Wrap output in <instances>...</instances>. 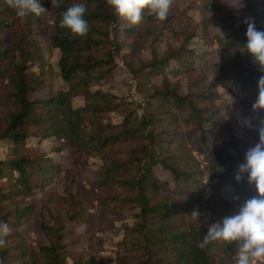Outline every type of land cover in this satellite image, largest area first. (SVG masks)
Segmentation results:
<instances>
[{
    "label": "trees",
    "instance_id": "trees-1",
    "mask_svg": "<svg viewBox=\"0 0 264 264\" xmlns=\"http://www.w3.org/2000/svg\"><path fill=\"white\" fill-rule=\"evenodd\" d=\"M38 3L45 14L21 18L0 0V149L11 148L0 159V223L13 230L0 249V264H70L75 246L68 222L91 225L95 218L84 207L86 194L72 193L74 169L90 159L98 162L91 185L99 192L103 219L113 214L123 223L118 243L123 253L116 264H236L238 243L203 248L200 243L210 225L258 195L247 176L237 182L235 175L247 150L259 142L264 120V111L252 110L264 72L247 53L246 19L240 17L248 16L264 31V0L203 1L206 23L218 31L216 53L202 45L198 23L175 0L166 20L145 12L135 26L117 16L107 0H59V7L51 0ZM73 3L86 5V37L59 26ZM45 48L58 52L55 79L35 71ZM144 51L150 56L142 57ZM124 54L139 60L129 65L134 89L129 97L116 95L112 87ZM212 54L218 61L208 81L200 63ZM219 89L239 93L247 122L246 138L230 132L220 145L213 142L225 118ZM42 91L43 97H35ZM76 98L82 106L74 107ZM187 138L191 148L185 146ZM33 140L52 144L56 154L67 145L73 149L66 197L48 191L63 166L42 150L27 149ZM189 150L197 157L187 159ZM157 167L169 177L161 178ZM34 191L44 194L53 219L47 225L42 216L49 244L40 247L21 232L34 210L27 201ZM194 209L201 214L198 222L190 217ZM73 260L98 264L93 251Z\"/></svg>",
    "mask_w": 264,
    "mask_h": 264
},
{
    "label": "rangeland",
    "instance_id": "rangeland-1",
    "mask_svg": "<svg viewBox=\"0 0 264 264\" xmlns=\"http://www.w3.org/2000/svg\"><path fill=\"white\" fill-rule=\"evenodd\" d=\"M180 11H188L189 15L194 17L195 21L198 23L201 30V39L202 45L206 46L209 51L216 53L218 45L216 44V35L218 31L212 24L207 25L206 20L208 18L207 12L203 9L204 0H175ZM241 19H247L248 16H241ZM48 19H52V14L49 15ZM53 24L51 23L48 27V30L51 31ZM47 47L46 43H44ZM212 53V52H211ZM142 57H149L150 53L144 51ZM124 58L120 59V68L118 69L116 76L114 78V83L112 87L114 93L121 97H129L133 95L134 89L132 88V78L129 73V65L131 61H139L133 59V57H128L124 54ZM58 52H51L48 48H45L44 58L40 60L36 66L35 71L41 74H53L54 79L58 74L57 61H58ZM218 61V57L215 54L209 56L207 60H204L200 63L201 67L207 74L208 81H211L213 78L212 73V64ZM162 77L155 79L156 83H160ZM59 88H62V82L57 81ZM219 92L222 94V107L225 115L224 122L220 129L214 130V140L217 144H222L224 141L229 139V133L232 132L238 138H246L244 134V129L247 128V124L241 117L240 97L239 93H227L223 89H219ZM45 91H42L40 94H37L35 97H43ZM137 98L140 99V96L137 95ZM136 99V98H135ZM74 107H79L83 105V101L80 98H76L73 101ZM185 146L191 148V140L187 138L185 141ZM27 149H33V151L42 150L43 152L49 154L50 157L55 158L64 169V173L60 176L54 178L52 184L49 186L48 191L54 194H58L61 197H66V188L68 186V181L66 175L73 168L71 163L68 161L69 153H72L73 149L67 145L66 150L62 154L54 153V146L47 142L39 145L37 141H30ZM11 153V148H7L5 145H2L0 149V159L5 160ZM186 158L190 160V157H197L192 150L189 152L186 151ZM196 158L199 162H203L201 155L197 154ZM97 160L90 159L88 160V165L83 168H75L74 171H77L76 175L77 182L72 186V193H76L81 190L86 194V204L85 209H89L88 213L93 215L94 222L91 225H88L84 222L74 223L68 222V226L71 227V232L73 234V259H81L84 253H91L92 251L96 253L98 257V264H116L118 253L122 254L123 252L119 250L118 243L121 242L122 228L123 223L118 222L114 219L113 214H109L107 219H103V211L100 204L96 201L97 196L99 195L98 190L92 188V183L94 181L95 173L97 171ZM155 170L159 173L161 178H168L169 174L161 171L158 167ZM74 176V175H73ZM73 176H70L69 179H72ZM45 196L40 191H34L28 198V202L34 203V210L32 215L27 218L24 222V225L21 229L23 232L26 241L34 246L40 247L49 244V240L45 231L42 230V216L44 215V220L47 225H53V219L48 213V209L45 205ZM88 203V204H87ZM100 213V214H99ZM103 219V220H102ZM92 245V246H91ZM71 259L70 264H73L74 260Z\"/></svg>",
    "mask_w": 264,
    "mask_h": 264
},
{
    "label": "clouds",
    "instance_id": "clouds-1",
    "mask_svg": "<svg viewBox=\"0 0 264 264\" xmlns=\"http://www.w3.org/2000/svg\"><path fill=\"white\" fill-rule=\"evenodd\" d=\"M8 7L15 10L18 17L32 14L40 17L47 10L38 0H5ZM53 7H59V0H51ZM115 14L131 25H139L145 12L154 14L164 21L173 5V0H107ZM87 8L83 3H73L63 13L60 27L70 30L73 36L86 37L90 26L86 20ZM247 27V53L253 63L264 72V31L258 30L255 21L245 20ZM253 112L264 111V76L258 80V97L252 105ZM245 124L247 122L245 121ZM259 142L247 150L245 162L237 166L235 179L240 182L247 176V182L254 186L258 195L246 199L238 213L224 217L210 225L203 237L200 247L212 242L223 241L228 244L238 243L236 264H264V120L260 121ZM199 210L194 209L190 215L194 222L199 221ZM12 228L7 223H0V249L7 246Z\"/></svg>",
    "mask_w": 264,
    "mask_h": 264
}]
</instances>
